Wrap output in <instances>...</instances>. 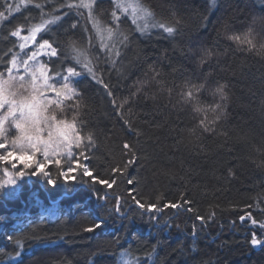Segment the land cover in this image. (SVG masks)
<instances>
[{"label": "trees", "instance_id": "trees-1", "mask_svg": "<svg viewBox=\"0 0 264 264\" xmlns=\"http://www.w3.org/2000/svg\"><path fill=\"white\" fill-rule=\"evenodd\" d=\"M136 2L152 14L151 25L170 24L174 35L152 26L137 31L114 0H94L91 9L82 0H0V71L19 49L12 31L55 20L39 34L65 53L45 57L51 71L88 64L112 93L82 75L78 98L49 107L57 120L75 117L94 144L84 157L76 148L72 159L50 164L48 177L29 169L16 190L0 189V264H120L130 257L139 264H264V244L251 243L253 234L264 241L257 226L264 224V0ZM249 31L255 49L228 38ZM201 83L204 90L186 100L183 93ZM219 86L226 99L212 95ZM216 103L223 115L204 131L194 108ZM125 143L135 145L125 175L136 182L138 198L158 205L187 198L206 223L172 209L154 223L127 199L130 185L118 180V188L103 192L82 175L83 167L111 175L131 158ZM77 160L81 167L66 182L61 173ZM248 212L257 225L240 221ZM93 222L102 226L87 231Z\"/></svg>", "mask_w": 264, "mask_h": 264}, {"label": "snow or ice", "instance_id": "snow-or-ice-1", "mask_svg": "<svg viewBox=\"0 0 264 264\" xmlns=\"http://www.w3.org/2000/svg\"><path fill=\"white\" fill-rule=\"evenodd\" d=\"M92 3L94 0H90L89 3H81V7L92 8ZM215 0H210V6L214 5ZM127 11V9H125ZM135 11V10H134ZM0 15H3L0 13ZM115 16V14L113 13ZM152 14L145 10V17H149ZM119 19V17H117ZM55 20L44 21L42 24L32 27L29 30V34L22 36L20 30H15L11 32L12 37H19L23 42L19 44V48L22 50L27 47L29 42L35 44L37 39V34L46 28L48 24H55ZM135 23V19L133 20ZM94 26H96L94 24ZM152 27H157L168 36L174 35L176 29L174 26L165 23L152 24ZM72 28L76 27V24L71 25ZM149 27L147 21L141 26H137V31L144 33ZM99 33V28L97 27ZM108 38L111 39L113 35V29L108 28ZM230 40H233L237 44L247 45L248 50L256 48L255 37L252 32L249 31L247 34L241 35H231L228 37ZM128 37L123 36V40L126 41ZM102 47L107 48L108 45L103 44ZM59 45L56 47L53 46V43H50L48 39H44L42 43L39 44L36 51L31 52L28 55L27 59L18 60L17 56L13 54L11 59L7 61L10 65L5 67L3 71H0V130L3 129V124L8 122H14V126L19 130L20 135L12 141V147L16 151H7L6 155H0V161L8 162L9 159L13 156L17 160L23 158V163L28 167H32L30 159L34 157L37 153H43L44 163L39 161L35 162V168L40 169L42 174L45 177L49 176V172L45 171L46 165L50 158L51 152H56L57 150H62L67 153L69 158H72V147L75 145L76 148L80 149V155L85 156L84 147H90L94 144L93 136L91 132H88L85 136H81L80 130L77 127L76 119L73 117L72 121L67 120H57L55 114L47 115L49 106L56 105L60 107L63 105L64 100H72L79 97V91L74 86L78 83L82 75H88L97 83H99L107 92L108 95H111L110 86L108 83H105L102 80H98L95 72L88 64L83 65L82 70H77V67L66 66L64 72L56 70V77L59 78L58 82L53 79V82H49L52 77L49 75V69L46 64L41 63L37 57L39 54H43L46 57H58L64 56L65 53L60 51L58 53ZM264 48V46H262ZM115 55H119V52L116 51ZM34 61L38 65V68L33 67L29 64V61ZM50 63H55V61L49 60ZM24 68L25 75L29 76L30 79L25 81V75H13V72L18 70L20 67ZM7 77V79H5ZM40 80V83H37V80ZM205 84H192L183 96L186 100L194 99V92L199 93L204 90ZM45 91L55 94L56 99H49L44 93ZM25 93H28L25 95ZM212 95H219L220 98L226 99L227 94L224 91V86H219L214 89ZM127 101L125 100L124 103ZM113 104H116V101H112ZM122 107V104L119 105ZM62 110V108H61ZM194 111L197 113H202L203 118L199 121L200 126L204 131L213 130V126L221 119L223 115L222 104L216 103L214 105H207L205 107L196 106ZM211 112L212 119L209 120L208 113ZM11 118V121H9ZM127 123V121H126ZM44 126V127H42ZM31 128L33 134H29L28 129ZM47 131V138L44 137L43 132ZM84 140H87L88 144H84ZM8 145L0 140V150H5ZM123 149L126 150V154L131 157L126 160V162L115 166L112 168V174L106 177L100 176L98 173H93V171L88 167H83L82 175L89 178L91 184L97 187L98 190L104 192L105 189L112 190L115 187H119L118 180L122 183H127L129 187L127 192V199L132 201L138 209L141 210L142 215H147L152 222H157L159 220V214L163 209H172V210H183L186 212H191L195 215V210L192 207V201L187 198H182V202H168L164 205H158L157 203H147L139 197V193L135 187V181L132 177L126 176L128 168L135 164V145L130 143L123 144ZM56 164H60V160L55 161ZM81 165L77 160L75 165L70 164L67 171H63L61 175L65 178V181H71L73 173H75L77 168H80ZM41 172H36V175H40ZM25 172L19 171L18 176L23 177ZM16 181L9 180L7 181L8 185L15 184ZM49 183H55V181L49 179ZM5 186L4 183H0V189ZM116 195V194H113ZM109 198L108 193H104L103 199L106 201ZM119 196H117V203L115 206V212L117 215H120V209L122 205L119 203ZM127 201H125L126 203ZM214 216V213L212 214ZM195 219L200 221L201 224H205L206 220L204 216L195 215ZM211 219V217H209ZM240 221L243 223L245 220L250 221L252 225H257V221L252 218L251 212H248L246 215L239 217ZM102 226V222L97 223L93 222V226L86 229L89 232L95 231L96 229ZM260 229L264 230V224L257 225ZM195 230V225H193ZM195 235V231L193 232ZM252 245L257 246L264 244V241L258 240L253 234V239L251 240Z\"/></svg>", "mask_w": 264, "mask_h": 264}, {"label": "rangeland", "instance_id": "rangeland-1", "mask_svg": "<svg viewBox=\"0 0 264 264\" xmlns=\"http://www.w3.org/2000/svg\"><path fill=\"white\" fill-rule=\"evenodd\" d=\"M114 1H115V4H116L117 8L120 10L121 13H123V14L124 13H128L130 16H132L133 20L135 19V23L134 24L136 25V27L138 25L142 26L146 21L149 24V26H151V22L152 21L150 20V16L149 17H145V10L140 7V5L136 2V0H114ZM89 2H90V0H89ZM125 9H127V11H125ZM148 29H149V27H148ZM29 30L28 31H21V35L22 36L28 35L29 34ZM39 34L40 33L37 34V39H36V43L35 44L29 42V44L27 45L26 48H24L22 50L20 48L18 49V51L16 53V56H17L18 60L27 59L28 55H30L31 52L36 51L38 49L39 44L43 42V40L40 39ZM22 42L23 41L20 40V43H22ZM45 57L46 56H44L41 53V54L38 55L37 59L41 63H44V64L47 65V67L49 69V75H50V77H52V79H50L49 82L50 83L53 82V79L58 82L59 78L56 77L55 73H53L51 71L50 67L48 66V64L45 61ZM29 64L32 65L33 67L38 68V65L35 64L34 61L30 60ZM13 75H25L24 68L21 66L19 68V70H18V73L16 71H14ZM5 79H7V77H5ZM29 79H30V77L25 75V81H28ZM37 83H40L39 78L37 80ZM27 94L28 93H25V95H27ZM44 94L49 99H56L54 93L45 91ZM46 114L47 115H51V114L48 113V111H47ZM9 121H11V118H9ZM69 122H71V121H69ZM42 127H44V126H42ZM28 132H29V134H33V131H32L31 128L28 129ZM18 135H20V132H19L18 129L15 128L14 122L10 123V122L6 121L3 124V129L0 130V140H3L8 145V147L5 150H0V155H6L7 151H16V149H14L12 147V141ZM43 135H44L45 138H47V131H44ZM75 150H76V147H75V145H73V147H72V153H73L72 158L74 157ZM72 158H69L67 156V153L62 151V150H57L56 152H51L49 161H48V163L46 165V168L44 170L46 171L48 166L50 164H52V163H55L56 160H60V161L63 160V159L70 160ZM36 161H39L40 163H44V157H43V153L42 152L41 153H37L34 157H32L30 159V163L32 164V167H28L27 165H25L23 163V158H21L20 160H17L15 156L11 157L8 162L0 161V183H4L5 184V186L3 188L14 190L17 187L18 180H19V178H21V177L18 176V172L19 171H23V172H25V174H27V170L30 169V170L34 171V175H36V172H41L40 169H36L35 168V162ZM40 175H43L42 172H41ZM13 179L16 181V183L13 184V185H8L7 181L13 180ZM125 253H127V252H125ZM120 264H139V263L137 262L136 259L130 257V261L125 262L124 258H123L121 260Z\"/></svg>", "mask_w": 264, "mask_h": 264}]
</instances>
